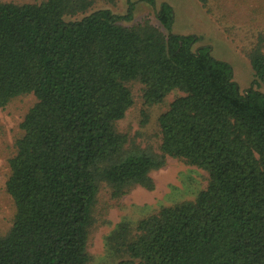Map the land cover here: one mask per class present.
Segmentation results:
<instances>
[{
  "label": "trees",
  "instance_id": "obj_1",
  "mask_svg": "<svg viewBox=\"0 0 264 264\" xmlns=\"http://www.w3.org/2000/svg\"><path fill=\"white\" fill-rule=\"evenodd\" d=\"M150 21L89 11L92 0L0 1V107L33 94L8 159L14 221L0 233V264H89L94 209L106 184L114 198L171 156L208 173L194 200L121 224L115 264H264V92L242 91L230 62L173 31L166 1ZM211 9V0H199ZM68 17H75L68 19ZM264 85V33L247 50ZM175 98L157 119L158 151L118 127L134 104Z\"/></svg>",
  "mask_w": 264,
  "mask_h": 264
},
{
  "label": "rangeland",
  "instance_id": "obj_2",
  "mask_svg": "<svg viewBox=\"0 0 264 264\" xmlns=\"http://www.w3.org/2000/svg\"><path fill=\"white\" fill-rule=\"evenodd\" d=\"M16 3L40 2L43 0H0ZM88 12L108 8L116 14L127 13V0H92ZM131 20H123L125 25L150 21L158 25L153 7L139 0ZM166 1L174 10L173 31L179 34H194L197 45L211 47L212 55L228 61L234 69V79L240 89L250 87L264 92V85L258 83L247 55V50L264 33V0H211V9L199 0H157ZM75 17H68L72 19ZM134 104L118 122L121 131L129 134L139 146L152 147L158 151L160 130L157 119L166 111L170 103L183 93L176 89L168 94L160 104L148 106L142 98V85L130 83ZM36 102L33 94L21 96L7 107H0V233L11 228L15 205L6 191V181L10 170L8 159L14 151L15 140L21 135L20 123L30 107ZM154 188L134 186L120 198L111 195L105 184L99 194L94 209V223L91 227L88 250L91 255L89 264H115L121 259L116 250L114 236L121 224L135 226L148 215L162 207L185 200H194L209 182L208 173L194 165L168 156L166 164L150 173Z\"/></svg>",
  "mask_w": 264,
  "mask_h": 264
}]
</instances>
